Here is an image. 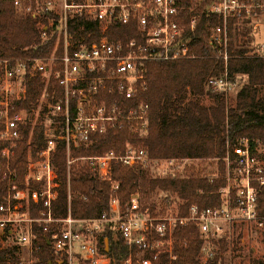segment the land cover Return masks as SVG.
<instances>
[{"label": "built area", "instance_id": "2783aa9c", "mask_svg": "<svg viewBox=\"0 0 264 264\" xmlns=\"http://www.w3.org/2000/svg\"><path fill=\"white\" fill-rule=\"evenodd\" d=\"M0 1L11 3L17 17L35 21L40 43L35 48L55 43L53 52L42 58L0 56V180L6 185L0 203V244L4 245L0 250L12 243L18 247V264H36L40 228L50 235L47 243L53 261L49 264H110L104 237L110 231L127 248L122 264H135L134 259L137 264H154L163 255L172 263L177 259V229L193 227L203 239L202 264H237L248 231L259 232L264 242V216L258 212L264 187V145L260 141L243 138L232 154L227 144L223 176L216 160H153L146 149L130 141L120 152L72 156L73 151L91 147L110 131L129 128L139 139L147 137L150 107L140 96L147 86L146 65L195 58L196 40L187 33L196 30L201 14L220 21L209 28L208 43L225 65L223 75L210 78L207 86L228 97L235 85L228 73L229 23L259 31L264 27V0H212L201 10L189 5L192 0ZM122 27L135 30L136 35L124 40L110 37L113 29ZM259 49L264 53V43ZM34 79L43 83V93L29 112L19 110L26 100L27 81ZM34 113L45 121L43 145L36 158L29 152L20 180L12 161L23 127L31 123L25 114ZM59 146L65 147L69 169L86 166L94 178L112 185L108 211L74 219L69 205L66 217L55 216L59 176L54 159ZM194 161L216 164L209 170L186 164ZM159 163L165 170L157 173ZM118 165L147 169L152 178L196 177L210 184L221 179L225 186L217 192L220 205H192L183 215L184 202L167 194H161L154 210L143 209L138 194L122 205L119 183L112 179Z\"/></svg>", "mask_w": 264, "mask_h": 264}, {"label": "trees", "instance_id": "16d2710c", "mask_svg": "<svg viewBox=\"0 0 264 264\" xmlns=\"http://www.w3.org/2000/svg\"><path fill=\"white\" fill-rule=\"evenodd\" d=\"M212 0H192L189 5L202 9ZM82 20V19H79ZM216 17L201 14L197 28L187 36L196 40L192 47L195 58L178 62H151L147 66L144 91L141 98L149 105V129L144 139L133 135L129 128L110 131L98 138L87 149L75 150L73 157H91L102 155L110 150L120 152L126 142L134 143L147 150L153 160H216L221 176L225 174L223 159L227 154V144L231 154L239 140L248 138L260 141L264 145V56L251 55L250 40L245 27H234L229 23L231 42L228 48V73L233 84L238 77H245L246 82L237 92L235 102L229 105L227 97L213 93L207 86L210 78L220 77L224 73V61L218 51L208 43L209 28L219 25ZM93 26L89 24L87 27ZM133 30V29H132ZM111 38L135 36V30L124 27L115 28L109 33ZM35 21L30 17H17L9 2L0 1V56L4 58H42L53 52L54 42L40 44ZM44 85L40 79L27 81L26 100L19 110L29 112L42 95ZM211 98L213 104L205 106L202 100ZM44 126L27 123L23 127L12 161V169L20 180L23 179L28 155L36 158L43 145ZM2 146L0 144V150ZM54 164L58 168L59 182L55 188L58 198L53 204L56 217H66L69 213L74 219H88L109 210L112 197V185L94 178L86 166L67 165L65 147L59 146ZM113 183H119L117 192L122 205L130 197L138 194L143 209H155L153 195L167 194L176 196L184 202L183 215L192 205L201 208H213L220 205L217 192L225 186L221 179L209 183L201 178L190 179L152 178L147 169L115 166L112 174ZM6 185L0 180V203L5 194ZM72 194L68 201V192ZM70 203V204H69ZM258 212L264 216V187L258 198ZM36 244L40 253L35 255L36 264H49L53 261L47 243L49 234L37 229ZM109 242L107 255L110 264H122L128 251L119 235L112 232L104 234ZM9 241V240H8ZM203 239L193 227L179 228L175 233L174 255L177 259L170 263L163 255L154 264H202L200 262ZM18 247L12 243L0 250V264H18ZM136 258V257H134ZM135 264L137 260L134 259ZM210 261L207 264H217ZM254 264H263L254 261Z\"/></svg>", "mask_w": 264, "mask_h": 264}, {"label": "rangeland", "instance_id": "374dc122", "mask_svg": "<svg viewBox=\"0 0 264 264\" xmlns=\"http://www.w3.org/2000/svg\"><path fill=\"white\" fill-rule=\"evenodd\" d=\"M246 28V35L249 37V39H252V42H250L251 46V55L257 54V55H264V53L260 52V46L262 43H264V27L260 28L259 31L254 32L251 28ZM246 82L245 77H238L237 83L234 85L232 93L228 95L226 98L229 105H233L235 102V97L237 92L240 90V88L244 85ZM262 96L264 98V89L262 91ZM202 104L205 106H211L213 104V100L211 98H205L202 100ZM26 120L30 121L34 125L36 124H42V122H45L40 116H38L36 113L34 114H25ZM185 162V161H184ZM187 165L191 164V166H194L199 168L200 170L211 169L213 165L216 163H210L208 161H194L191 163H186ZM165 170V165L163 163H159L158 171L157 173L162 172ZM161 194L153 195L151 200L155 202L156 205H159L161 202ZM244 242L242 244V247L240 248V255L237 259V264H254V261H261L264 259V242L262 236L259 234V232L255 231H248L244 237ZM11 242H14L13 240ZM9 244L8 242L5 243ZM108 242H106V245ZM4 245L0 244V248H2ZM109 246V244H108Z\"/></svg>", "mask_w": 264, "mask_h": 264}, {"label": "water", "instance_id": "95a60500", "mask_svg": "<svg viewBox=\"0 0 264 264\" xmlns=\"http://www.w3.org/2000/svg\"><path fill=\"white\" fill-rule=\"evenodd\" d=\"M107 246H108V244H107ZM106 252H109V248L107 247V249H106Z\"/></svg>", "mask_w": 264, "mask_h": 264}, {"label": "crops", "instance_id": "0c3cea01", "mask_svg": "<svg viewBox=\"0 0 264 264\" xmlns=\"http://www.w3.org/2000/svg\"><path fill=\"white\" fill-rule=\"evenodd\" d=\"M260 28H262V27H260ZM260 28H259V29H260ZM262 44H263V43H262ZM249 48L251 49V46H250Z\"/></svg>", "mask_w": 264, "mask_h": 264}]
</instances>
